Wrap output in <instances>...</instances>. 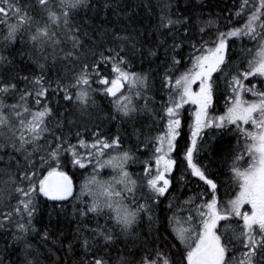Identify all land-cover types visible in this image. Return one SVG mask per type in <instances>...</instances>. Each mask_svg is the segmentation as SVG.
I'll return each mask as SVG.
<instances>
[{
	"label": "snow or ice",
	"instance_id": "1",
	"mask_svg": "<svg viewBox=\"0 0 264 264\" xmlns=\"http://www.w3.org/2000/svg\"><path fill=\"white\" fill-rule=\"evenodd\" d=\"M87 7L88 0H35L27 5L20 0H0V24L5 26L0 33V48L6 49L18 39L23 43L27 34V43L39 56L35 62L40 69L45 66L40 59L47 60L48 49L55 53L66 43H71L72 48L63 58L80 60L77 53L83 47L81 29L74 17L79 9ZM171 8L170 0L160 6L155 28L164 37L156 49L164 48L167 65L161 77V89L167 98L162 99L159 110L154 107L155 97L146 95L151 87L149 74L129 70L128 49L143 55V46L138 48L137 38L130 34L114 35L116 47L100 52V58L91 63L82 60L72 80L57 81L55 89H51L50 81L46 84L43 74L30 79L18 74L6 78L0 73V162L5 163L3 175L7 176L0 205L5 199L9 203L13 197L16 199L10 210L0 211V228L14 225L12 244H6L0 264H39L32 256L35 248L28 238L36 233L44 242L49 239L47 229L41 234L33 226L40 196L54 202L73 197L74 215L78 212L82 219L97 221L94 228H77L78 254L74 243L68 242L69 254L78 255L74 264H177L171 251H165L159 243L145 247L138 259L130 260L121 254L113 262L106 256L120 236L132 234L142 214L153 221V208L169 192L177 166H186V173L207 186L168 205L172 211L168 226L176 242L173 246L178 264H264V0H242L236 15L248 13L247 19L241 27H229L227 31L220 30L215 20H200L195 14L173 19ZM193 27L198 29L200 41L189 43V63L181 72L183 58H177V50L190 41ZM234 38H247L255 42V47L241 48L242 61L232 72L229 41L234 42ZM148 55L156 57L157 51L149 47ZM12 63L9 56L0 52V67ZM102 65L111 66V78L103 74ZM20 82L24 83L23 88ZM220 82L226 86L224 109L215 114L214 98ZM93 83L102 85L101 94L112 98L116 114L113 119L127 122L147 112L159 129L157 134L145 136L143 146L138 143L135 152L123 148L119 134L107 136L102 130L91 132L90 141L76 131V143L72 142L71 133L57 135V129L64 125L56 121L49 127L54 111L44 101L50 89L53 93L62 92L64 101L84 112L95 105L93 93L97 89ZM247 94L253 99H246ZM8 98L14 102L7 103ZM186 105L191 107L186 109ZM185 111L191 118L190 135L180 159L178 138ZM213 129L237 138L236 154L229 165L234 195L226 201L218 196L219 182L200 162L203 137ZM142 149L150 156L142 162V174L134 176L128 168L139 160L137 153ZM4 155L8 161H3ZM37 155L39 167L34 161ZM13 161L15 171L11 170ZM68 164L85 171L92 169L78 193L74 192L73 176L64 170ZM105 169L111 170L108 178ZM181 180L187 183L184 175ZM101 218L103 225L99 224ZM9 248L19 249L15 260L8 253ZM237 251L239 257L235 255Z\"/></svg>",
	"mask_w": 264,
	"mask_h": 264
},
{
	"label": "trees",
	"instance_id": "2",
	"mask_svg": "<svg viewBox=\"0 0 264 264\" xmlns=\"http://www.w3.org/2000/svg\"><path fill=\"white\" fill-rule=\"evenodd\" d=\"M20 2L23 5H27L30 2L34 3L35 0H20ZM165 2L166 0H88L89 7L79 9L78 14L74 17L75 23L81 29L80 38L83 47L77 53L80 60L74 57L63 58L64 53L72 48L71 43H66L56 48L55 53L52 52V49H48L47 60L40 59V62L45 65L43 69H40L35 62L39 59V56L32 46L27 43V34H24L23 43L18 39L15 44L9 45L6 49L0 48V52L9 56L13 61L10 66L0 67V73H4L6 78L18 74L19 76H28L30 79L43 74L46 84L50 81L51 89H55L57 81L68 83L72 80L75 72L79 70L82 60H87V62L91 63L93 59L98 60L100 58V52L106 51L108 47H116L118 42L113 40L114 35L130 34L137 38L138 48L143 46V55L139 51L128 49L129 70L149 74L151 87L146 95L155 97L154 107L159 110L162 99L167 98L161 89V77L167 65L164 63V48L156 49V44L164 37L155 28L159 23L160 6ZM170 2L173 19L177 15L186 17L195 14L200 20H215L222 31H227L229 27H241L246 21L248 14L246 13L243 16L236 15L237 11H240L242 0H170ZM105 4L109 6L105 7ZM4 30L5 26L0 24V33ZM164 31L166 34L167 30ZM212 32L214 34L215 29H212ZM0 39H2V36H0ZM204 39H208V36H205ZM199 41L200 34L198 29L193 27L190 41H186L182 48L177 50L180 54L177 58H183L179 71H184L185 65L189 63V43ZM171 43L172 40L169 37L167 44L170 45ZM229 46L231 51L229 65L232 72H235V65L242 61L241 48H254L255 42L247 38L242 40L234 38V42L229 41ZM149 47L157 51L156 57L148 55ZM61 48L64 51H61ZM93 52L96 53L95 57H93ZM171 55L172 52L170 51L168 56L171 57ZM101 68L103 69V74L107 78H111V66L105 67L102 65ZM178 74L179 72L176 73V75ZM24 86V83L20 82V87L23 88ZM92 87L97 89L93 93L95 105L84 112L64 101L62 92L53 93L50 89L48 99L44 101L54 111V118L50 121L49 127H53L56 121H61L64 125L62 129H57V135L71 133L72 142L76 143V131L84 133L85 137L90 141L91 132L102 130L107 136L119 134L123 139V148H131L135 152L138 143L141 147L143 146L145 136L157 134L159 129L156 127L153 117L147 112L138 114L135 120L127 122H122L120 118L113 119L112 117L116 114L113 110L111 99L102 95L99 91L103 86L93 83ZM225 93L226 86L223 82H220L217 97L214 98L216 114H219L224 109ZM6 102L13 103L14 101L8 98ZM143 104V100L139 101L141 108ZM33 110H35V107ZM190 122V116L185 111L181 136L178 138L180 159H182L183 148L190 135L188 127ZM85 128L89 129L90 132L85 133ZM137 134H140L139 140L137 139ZM236 144L237 138L235 135L227 132L218 134L216 130H210L204 139V144H201L200 162L208 166L210 177L219 182L218 196L222 201H226L231 195H234L229 165L236 154ZM137 155L139 160L130 164L128 168L134 176L142 174V162L148 159L150 152H144L142 149V152L137 153ZM3 161H8V156L4 155ZM34 161L39 167V155L34 157ZM21 162H23L22 158ZM185 167L177 166L174 169L169 192L166 193L165 197H161L159 203L153 208L151 213L153 221L150 222L147 215L142 214V219L134 227L132 234L128 237L120 236L111 246L110 251L106 252L108 258L114 262L121 254H124L130 260L138 259L143 254L145 247H154L155 243H159L165 251H171L172 258L178 264L179 257L173 246L176 242L168 226V217L172 215L168 205L170 202L175 205L205 189L203 183H200L199 180L185 172ZM11 170L15 171V161L12 162ZM64 170L73 176L74 192L77 193L84 177L92 171L91 167L85 171L72 167L70 164ZM4 171L5 163L0 162V193L4 192V181L7 179V176L3 175ZM110 172V169L104 170L105 178H108ZM182 175L186 177V184L184 180H181ZM15 202V197L12 198L10 203L5 199L3 204L0 205V211L10 210L11 205L15 204ZM73 204V197L63 202L47 201L46 198L39 197V208L34 217L33 226L41 234L47 229L49 239L44 242L36 233H31L28 238L35 248L32 256L39 260V264H74L80 250L79 244L75 240L77 228L96 227L97 221L95 219H82L78 212L74 215ZM2 219L3 217L0 216V220ZM104 222L103 218L99 219L100 225H103ZM13 231L14 225L0 228V256L5 254L6 244H12ZM69 241L74 243L77 254H69L67 248ZM8 253L15 260L19 249L9 248ZM235 255L239 257L240 253L237 251Z\"/></svg>",
	"mask_w": 264,
	"mask_h": 264
},
{
	"label": "rangeland",
	"instance_id": "3",
	"mask_svg": "<svg viewBox=\"0 0 264 264\" xmlns=\"http://www.w3.org/2000/svg\"><path fill=\"white\" fill-rule=\"evenodd\" d=\"M247 97H248V98H247ZM250 98H252L251 95H250V94H247V95H246V99L251 100ZM252 99H253V98H252ZM189 107H191V106H188V105L185 106L186 109L189 108ZM215 114H216V113H215ZM217 114H218V113H217ZM188 118H189V117H188ZM190 121H191V118H190ZM245 166H246V165H245ZM206 187H207V186L205 185V188H206ZM246 207H247V206H246Z\"/></svg>",
	"mask_w": 264,
	"mask_h": 264
},
{
	"label": "flooded vegetation",
	"instance_id": "4",
	"mask_svg": "<svg viewBox=\"0 0 264 264\" xmlns=\"http://www.w3.org/2000/svg\"><path fill=\"white\" fill-rule=\"evenodd\" d=\"M214 130V129H213ZM207 135H205L204 137H203V144H204V139H205V137H206ZM195 178V177H194ZM197 179V178H196ZM198 180V179H197ZM200 183H203L202 181H199ZM205 186V185H204Z\"/></svg>",
	"mask_w": 264,
	"mask_h": 264
},
{
	"label": "water",
	"instance_id": "5",
	"mask_svg": "<svg viewBox=\"0 0 264 264\" xmlns=\"http://www.w3.org/2000/svg\"><path fill=\"white\" fill-rule=\"evenodd\" d=\"M109 99H112V98L109 97Z\"/></svg>",
	"mask_w": 264,
	"mask_h": 264
}]
</instances>
